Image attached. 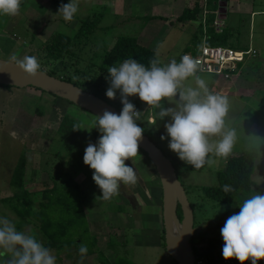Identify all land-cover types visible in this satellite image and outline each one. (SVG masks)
Returning <instances> with one entry per match:
<instances>
[{"label":"rangeland","instance_id":"374dc122","mask_svg":"<svg viewBox=\"0 0 264 264\" xmlns=\"http://www.w3.org/2000/svg\"><path fill=\"white\" fill-rule=\"evenodd\" d=\"M39 1L41 0H21L18 15H0V58L13 60L12 58L16 57V60H21L26 55L36 56L40 63V68L43 67L45 71L50 70L52 66H58V63L50 64L48 61L41 62L38 55H40V49L43 48L44 42L49 39L53 32H61L73 37L81 27L82 22L88 18L94 20V16H99L100 20L97 21L98 24L100 23L99 27L93 35L85 39L87 42L89 41L88 44L82 50L77 48L76 53L78 54V58L80 56V63L78 64L80 68L85 67L87 72L90 71L89 75L86 74L87 77L104 75L103 78H107L109 73L102 72L101 65L105 53L111 47L110 42L114 41L116 37V32L120 33L119 36L130 35L127 33L129 31L128 28H125L126 24L116 26L119 22L125 21L126 18L115 16L110 11L105 12V9L99 11L98 7L102 3H98L97 0H78L79 10L72 21L69 22L63 19L62 23L57 24V21L63 18V15L56 11V9L59 10L58 7L55 6V8L57 7L56 9H51L48 7L49 4L42 6L43 3L41 4ZM135 1L128 0L131 13L135 11ZM255 2V9L264 10V0H255ZM104 12L106 13L105 15ZM128 15L130 14L128 13ZM25 16L29 18L26 19ZM53 16L55 19L52 20ZM225 22L222 29L225 28L229 34L228 46L239 49L252 46L257 50L256 58L247 60L242 66L245 71L238 77L235 75L236 77L233 76L230 79L220 78V80H223L221 84L219 81H215L216 76L213 74L197 73V75L206 80L210 90L228 96L231 106L225 118L226 124L231 128H235L238 137L232 154L245 150L254 151L257 159L252 179L255 186L263 185L264 108L260 105L259 98L263 95L264 91L259 88H256L255 91L251 89L246 80L252 81L256 78L248 74L246 70L250 67L251 70L254 69L252 68L255 67L253 64L254 60H259L258 65L263 62L262 69L257 75L260 78L259 82L261 84L264 82V13H258L252 17L251 12L240 14L230 11V16L228 19H225ZM200 31L201 23L198 25L194 21L191 23L190 21L176 22L165 37L163 43H161L160 49L156 51L162 63L166 64L172 59L179 62L188 42L193 40L192 37L194 35L200 37ZM67 60H71L69 65H75V59L67 58ZM185 83L194 86L192 78ZM109 86L110 83L108 86H103L105 89H96L95 92L111 104H114V106L122 107L119 90L116 91L115 99H109L106 96V91ZM85 87L87 88L88 86ZM88 88L92 89L91 87ZM55 98L57 96L32 86L18 88L0 84V216L8 217L15 224L21 221L20 217L12 209L6 207L1 202V199L11 197L14 193L10 185V180L23 149L27 151L29 156L26 187L33 192V198L36 202L41 200L42 190L52 186L55 181H58L59 176L61 177V181L66 180V172L73 178L83 179L85 183L89 177H85L84 181V174H87V170L89 172L90 170L92 172L94 171L83 162L84 153L78 156L76 158L77 160H72L66 151L65 153L63 152L61 147L63 146V140L57 131L61 122L60 113H62V110L59 108L60 113L53 110L54 107H57L51 102ZM128 99L141 112L140 116L144 118L145 126L141 125L144 128V132L170 159L173 160L175 158L174 156H178L168 147L170 137H167L164 125L170 120V117L158 119L157 112L159 109L151 108L145 102H142L138 96H131V99ZM161 105L164 107L173 106L167 100L162 101ZM38 106H43L45 110L44 115H35V108ZM73 106L70 115L80 121V131L82 132L81 142L88 141V143H94L95 139L89 134L92 131L93 133L97 131L101 135L99 130L93 127V121L96 119V115L75 105ZM85 120H87L86 123ZM162 135L166 137L163 140L161 139ZM253 136L259 137L262 141L259 149L252 144ZM76 152L77 150L74 151V155ZM60 154L65 155L66 158L62 161V166L59 167V163L61 162ZM209 159L214 162L211 165L205 164L200 169H195L184 161V167L187 166V168L184 169L183 167V169H180L177 166L178 176L186 189L189 201L194 209L195 225L197 228L196 235L192 240L194 245H197L201 241L202 237L199 236L202 233L207 234L204 239L206 245L210 242L211 237H217L223 240L220 231L221 228L230 215L240 211L239 206L243 202L238 200L236 205L226 214L224 204L205 195L202 186L218 184L217 172L225 167L228 157L210 156ZM176 160L178 161V159ZM125 163L127 164V161ZM92 176L91 180L86 181V184H89V186L92 185L91 188L93 189L96 188V183ZM258 181L262 182L258 183ZM88 207H91L90 200L87 201L85 207L87 211ZM101 210H105V216L102 218L107 221V224L111 227L120 228L123 234L117 237V232L111 229L108 236L105 235V239L99 245L105 247L106 238L108 237L114 243V246L111 247L112 250L108 249L107 251H97L95 253L102 263L177 264L176 261H172L169 258L170 256L166 253L163 246V248L149 247L150 245L144 243L145 235L136 233L138 229H136V225L131 219L125 216L116 222L111 220L113 214L120 212L127 213V210H129L127 206L118 204L116 201L112 203L108 202ZM88 213L87 219L90 228L88 235H93L98 238L92 226L95 223V215H102L101 213L103 212L99 213L98 211L95 214L89 211ZM152 214L150 213V215ZM26 223L28 225L24 226L20 231L34 235L43 243V234L39 230L38 223L33 219L31 223L27 221ZM107 224L102 223L100 227L98 226V229L101 230L100 234L108 231L109 227ZM85 238H87V235ZM97 241L99 240L97 239ZM52 253L58 259L57 264H88L85 258L82 262H80L81 257L75 255L74 258L73 252L65 250L62 253L53 250ZM195 253L198 255L197 250ZM5 256H9V254H5ZM0 257L3 258L1 259L2 263L6 264L7 258L4 259V255H0ZM88 260L90 261L91 258ZM92 264H96V262L94 261Z\"/></svg>","mask_w":264,"mask_h":264},{"label":"clouds","instance_id":"9594fccd","mask_svg":"<svg viewBox=\"0 0 264 264\" xmlns=\"http://www.w3.org/2000/svg\"><path fill=\"white\" fill-rule=\"evenodd\" d=\"M20 7L21 0H0V15H18ZM78 10V0H69L60 6L58 12L70 22ZM217 13L220 17L221 11ZM202 25L206 31L208 23L206 30ZM12 59L27 76L35 77L40 70L36 56ZM246 62L241 63V67ZM107 71L110 86L106 96L115 99L119 90L123 107L119 114L104 110L102 115H96L93 127L101 135L96 143L88 144L83 156V162L94 170L92 178L103 199L118 195L121 183L137 182L136 171L125 161L139 154L144 128L137 123L141 112L129 101L130 96H138L151 108L159 109L158 119L170 117L164 125L167 137H170L168 147L193 168L211 165L214 161L209 159L210 156L227 158L232 154L238 137L235 128L226 124L231 106L229 98L210 90L206 80L197 75L199 63L191 55L184 54L179 62L172 59L163 64L156 54L150 60V67L127 58L118 66H109ZM190 78L194 86L185 83ZM164 100L173 106H162ZM165 138L161 136L162 140ZM261 143L259 137H252L254 147L259 149ZM232 190L230 185L223 186L225 193ZM239 208L240 211L230 215L220 230L224 241L222 255L226 260L235 258L240 264L249 259L251 264H257L264 259V193L257 192L243 200ZM87 252V245L81 244V262ZM5 254H9L6 264H56V256L50 248L34 235L17 230L16 224L8 217L0 216V255Z\"/></svg>","mask_w":264,"mask_h":264},{"label":"trees","instance_id":"16d2710c","mask_svg":"<svg viewBox=\"0 0 264 264\" xmlns=\"http://www.w3.org/2000/svg\"><path fill=\"white\" fill-rule=\"evenodd\" d=\"M219 1L225 6L229 0ZM52 2L60 8L62 4L68 3L69 0H52ZM210 7L217 10L218 0L217 4ZM200 11V5L195 3L192 8H187L184 11L180 19L183 21H197ZM94 17V20L88 18L82 22L81 27L73 37L61 32H53L49 39L44 42L38 57L41 59V62L48 61L50 64L58 63V66H52L50 70H47L51 75L73 82L83 89L98 95L95 92L96 89L100 90L103 86H108L109 80L103 78L104 75L87 77L86 74L89 75L90 71L87 72L85 67L80 68L78 65L80 63V56L78 58V54L76 53L77 48L82 50L88 44L89 41L87 42L85 39L93 35L99 27L100 23L98 24L97 21L100 20V17ZM215 18V15L207 18L208 29L206 31H203V25L201 24L202 31H200V37L199 39L197 38V42L195 41L197 48L202 44V37H205V35L207 36L206 42L210 46H228L229 34L225 28L221 32L214 29L212 24ZM188 51H191L190 47L183 54ZM156 54L153 49L139 43L135 36L120 35L116 38L114 45L105 53L101 69L102 72L108 73L107 69L109 66H118L119 63L127 58H134L146 67H150V60ZM67 58L75 59V65H69L71 60H67ZM40 69H43V67ZM8 86L10 87V85ZM85 86L91 87L92 89L86 88ZM128 98L131 99V96ZM259 103L264 108V93ZM121 105L123 107L122 103ZM122 107H117V109L121 112ZM44 112L43 106L35 108V115H44ZM143 119V116H140V119L137 121L140 126L143 125ZM77 127L80 128V121L67 113L63 115L57 129L58 134L63 140L62 150L64 153L66 151L72 160H75L85 152L81 142V131L80 129H74ZM75 150L77 152L74 155ZM144 154L147 155L146 152ZM174 157V161L171 160L176 168L178 166V168L183 169L184 166L176 160L179 157ZM60 158L61 162L59 163V167L62 166V161L66 157L60 154ZM256 159L257 156L254 151L245 150L239 153H233L228 157L225 167L217 172L218 184L202 186L205 195L225 205L226 214L236 205L238 200L243 201L257 192L264 193V184L255 186L252 179ZM28 164L29 156L27 151L23 149L10 180V185L14 193L11 197L1 199V202L6 207L12 209L20 217L21 221L16 223L17 230L20 231L24 226L28 225L26 221L28 222L30 218L38 223L39 230L43 234L44 245L50 248L51 251L56 250V252L64 253L66 250L73 252L74 258L75 255L80 257L79 248L81 244H85L88 248L87 255L84 257L85 259L100 251L97 248L98 241L96 236L88 235L90 228L88 226L85 207L87 201H89V195L82 184L66 172V180L61 181V177L59 176L58 181H55L52 186L42 190L41 200L36 202L33 198V192L26 187ZM226 184L230 185L233 190L225 193L223 186ZM178 215L180 219L183 218V211L180 206L178 208ZM86 235L87 238H85ZM206 235L202 233L199 236L202 237L201 241H204ZM221 241L220 238L211 237L210 242L206 245V253L211 256L213 250ZM162 243L165 247L164 228L162 231Z\"/></svg>","mask_w":264,"mask_h":264},{"label":"crops","instance_id":"0c3cea01","mask_svg":"<svg viewBox=\"0 0 264 264\" xmlns=\"http://www.w3.org/2000/svg\"><path fill=\"white\" fill-rule=\"evenodd\" d=\"M97 1L98 3L99 2L102 3V5L98 7L99 11L105 9L104 10L105 12L110 11L115 16L126 18L125 21L119 22L116 26L118 27V26H123L124 24H126L125 28H128L129 31L127 33L130 34L129 36H135L138 39L139 43L153 49L155 52L160 49L162 45L161 43H163L165 37L167 36L170 29L174 26L176 22H179V21L186 22V21L181 20L180 17L182 16V14L187 8H192L195 3H198L200 5L201 11L198 14L197 21H194L198 25L199 23L203 24L202 18H203L204 8H206V10L208 11L207 18L212 15L216 16L217 15L216 12L218 10L220 12V8H221V6L219 5V2H220L219 0H218L217 10L214 9L213 7H210V6L217 4V0H208L207 2L205 0H136L135 1L136 4L134 5L135 11L134 13H131L130 4L128 0H107V1L97 0ZM39 2L41 4L43 3L42 6L44 5L46 6L49 4L48 7H50L51 9L55 8L56 6L52 2V0H41ZM255 3H256L255 0H252V1L251 0H229L226 2L224 9H222L223 11H221L220 17L225 16L223 20L225 22V19H228L230 16V11H233V13H240V14L241 13L246 14V13L251 12L252 17L258 13H264V10L255 9ZM56 11L58 12L57 9ZM57 12L56 14L59 13ZM105 12H104V15L106 14ZM128 13L130 15H128ZM25 18L28 19L29 17L27 18L25 16ZM44 19L46 18L44 17ZM53 19H55L54 16L52 17V20ZM63 19L64 18L61 19L62 21L58 20L57 24L62 23ZM252 20H254V18H252ZM191 22L193 21H190V23ZM225 25L227 26L226 22H225ZM201 31H202V26H201ZM76 33L73 36H75ZM119 34H120L119 32H116V37L114 41L110 42L111 47L114 45L116 38L119 36ZM203 37L201 41L202 43H203ZM197 38L199 39V36L197 35L196 37L194 35L192 37L193 40L188 42V44L185 47V50H187V48L189 47L191 51L195 50L197 48L195 44V41L197 42ZM255 58H252V59H255ZM258 61L257 60L253 61V64L255 65V67H252L254 68L253 70H251V67L246 70L248 74L253 75L256 79L252 81H248V80L246 81L248 82L252 90L255 91L256 88L257 89L259 88L264 91V82L261 84L259 82L260 78L257 75L262 69L263 62H261L258 65L259 63ZM244 71H245L244 68L240 69V72L236 76L238 77ZM220 78L221 77L216 76L215 81H219V83L221 84L223 80H220ZM261 97L262 95L260 96L259 100L261 99ZM51 102L53 103L54 106H57V107H54L53 110L59 113H60L59 108L62 110V113H60L61 119L64 114H67V113L71 114L73 110L72 108L74 107L73 105H75L72 102L65 100L63 98H59V97L52 99ZM81 109H84V108H81ZM86 122L87 120H85V123ZM143 125L145 126L144 119H143ZM89 135H91L95 139L94 143L98 141L97 139L100 136V134H98L97 131L95 133H93L92 131L91 134ZM82 144L85 150V148L88 146L89 143L88 141L86 142L84 141V143L82 142ZM177 159H178V162H180L183 166L185 165L182 160H180L179 158ZM126 161H127V164L133 167L134 170L136 171L137 182L135 184H129V185H125L121 183L120 188H119V194L116 196H113L111 199H107V200L103 199L101 197L102 192L97 185H96V188L92 189L91 188L92 185L89 186V184H86V181L91 180V176L93 175V172L91 170L90 172L89 170H87V174H84L83 176L84 181H85V177L86 178L89 177L87 178L88 180H86L85 183L83 182V179L80 180L78 178H74L76 181L82 184V186L84 187V189L89 195L91 207H88V211L85 209L86 214H89L88 213L89 211L95 214L98 211L99 213L103 212L101 213L102 215H98V216L95 215L96 216V218L94 219L95 223L92 226L96 234L98 235V238L96 237L99 240L97 243L98 250L100 251H107L108 249L112 250L111 247L114 246V243L111 240H109L108 237L106 238L105 247H101V245H99L103 241V239H105V235L108 236V233L110 232L111 229L117 232L116 233L117 237H120L121 235H123L120 228L109 226L107 224V221L102 218L103 216H105V210H101V209L105 206V204H108V202L112 203L115 201L118 204H121L125 207L127 206L129 210H127L128 211L127 213L120 212V213L113 214V217L111 218L113 222H116L118 219H123L122 217L126 216L127 218L134 221L136 225V229H138L136 233L137 234L141 233L145 235L144 243L150 245L149 247L163 248L164 247L162 243V231L164 228L163 189H162V184H161L157 169L155 165L153 164V162L149 159V157L146 154H144V152L141 149H139V154L136 157H133L132 159H129ZM185 167L187 168V166ZM27 172H28V168H27ZM150 213H153V214L150 215ZM149 216H150V219L148 220ZM31 220L32 219L29 218L28 222L31 223ZM102 223L107 224L109 228L107 232L100 234L101 230L98 229V226L100 227ZM164 249L166 253H168L165 247ZM6 258L8 259L9 256L6 257L4 255V259ZM90 258H91L90 260L91 262L88 260ZM169 258L172 259L171 256ZM1 259L3 258L0 257V264H5V263H2ZM7 259H6V262H7ZM86 259H87L88 264H92L94 261L96 262V264L102 263L100 259H98V255L96 254L90 255ZM57 262H58V259L56 257V264Z\"/></svg>","mask_w":264,"mask_h":264},{"label":"water","instance_id":"95a60500","mask_svg":"<svg viewBox=\"0 0 264 264\" xmlns=\"http://www.w3.org/2000/svg\"><path fill=\"white\" fill-rule=\"evenodd\" d=\"M220 6V11H223L224 5L220 3ZM0 84L18 88L32 86L68 100L95 115H102L104 110L120 113L117 107L107 100L43 69H40L35 77L27 76L13 60L0 58ZM139 148L147 153L155 165L162 184L166 250L177 264H194L192 242L196 231L194 209L178 176L177 168L145 132L139 141ZM179 206L183 211L182 219L178 215Z\"/></svg>","mask_w":264,"mask_h":264},{"label":"built area","instance_id":"2783aa9c","mask_svg":"<svg viewBox=\"0 0 264 264\" xmlns=\"http://www.w3.org/2000/svg\"><path fill=\"white\" fill-rule=\"evenodd\" d=\"M207 14L208 11L205 8L202 18L205 30L207 26ZM213 26L218 32L224 27V21L221 20L219 14L214 20ZM206 40L207 36L205 35L203 43L195 51L184 53L191 55L198 61L199 71L197 73H209L217 77L230 79L240 72L241 63L257 55V50L252 46L246 49H237L231 46H210ZM223 245L224 241L222 240L213 250L211 256L206 253V244L204 241L193 245L194 264H240V261L235 258L224 259L222 255ZM196 250L198 255L195 253ZM244 264H251V260L245 261ZM257 264H264V259L257 261Z\"/></svg>","mask_w":264,"mask_h":264},{"label":"flooded vegetation","instance_id":"af4514ba","mask_svg":"<svg viewBox=\"0 0 264 264\" xmlns=\"http://www.w3.org/2000/svg\"><path fill=\"white\" fill-rule=\"evenodd\" d=\"M195 227H196V225H195ZM196 231H197V228H196ZM196 231H195V234H194V236L196 235ZM194 236H193V237H194Z\"/></svg>","mask_w":264,"mask_h":264},{"label":"bare ground","instance_id":"6f19581e","mask_svg":"<svg viewBox=\"0 0 264 264\" xmlns=\"http://www.w3.org/2000/svg\"><path fill=\"white\" fill-rule=\"evenodd\" d=\"M179 230V229H178Z\"/></svg>","mask_w":264,"mask_h":264}]
</instances>
